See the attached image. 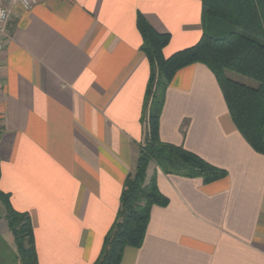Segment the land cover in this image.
<instances>
[{"label":"crops","instance_id":"1","mask_svg":"<svg viewBox=\"0 0 264 264\" xmlns=\"http://www.w3.org/2000/svg\"><path fill=\"white\" fill-rule=\"evenodd\" d=\"M0 34V191L30 216L38 264H93L147 139L150 63L136 15L169 33L164 57L202 35L199 0H37ZM162 142L225 176L165 174L142 245L120 264H264V155L234 126L213 73L180 68L165 91ZM16 258L0 202V260Z\"/></svg>","mask_w":264,"mask_h":264},{"label":"trees","instance_id":"2","mask_svg":"<svg viewBox=\"0 0 264 264\" xmlns=\"http://www.w3.org/2000/svg\"><path fill=\"white\" fill-rule=\"evenodd\" d=\"M199 1L201 37L194 45L168 57L163 56L162 50L170 34L156 31L142 13L136 15L140 50L150 63L144 98L148 136L140 149L135 172L124 181L116 217L93 264H120L126 247L142 245L152 206L167 204L168 199L157 188L156 171L146 178L151 162L165 174L200 177L204 182L226 174L224 169L207 163L182 146L160 140L159 119L165 91L180 68L201 63L213 73L234 126L256 153L264 155V0ZM207 21L222 25L227 33L209 34ZM229 72L246 76L257 85L233 80ZM0 202L14 239L16 258L21 264H38L30 216L15 210L8 194L1 191Z\"/></svg>","mask_w":264,"mask_h":264},{"label":"rangeland","instance_id":"3","mask_svg":"<svg viewBox=\"0 0 264 264\" xmlns=\"http://www.w3.org/2000/svg\"><path fill=\"white\" fill-rule=\"evenodd\" d=\"M206 29L209 32V34L212 35H224L227 33L226 28L222 27V25H213L211 22L207 21L206 22ZM229 77L232 78L233 80H236L238 82H241L243 84L249 85V86H256L257 82L246 77V76H242L233 72H229L228 73ZM0 264H13L12 259L10 258V256L7 255V257L3 260H0Z\"/></svg>","mask_w":264,"mask_h":264},{"label":"built area","instance_id":"4","mask_svg":"<svg viewBox=\"0 0 264 264\" xmlns=\"http://www.w3.org/2000/svg\"><path fill=\"white\" fill-rule=\"evenodd\" d=\"M13 3H19L22 7L29 9L37 0H12ZM11 10L0 5V34L5 32Z\"/></svg>","mask_w":264,"mask_h":264}]
</instances>
